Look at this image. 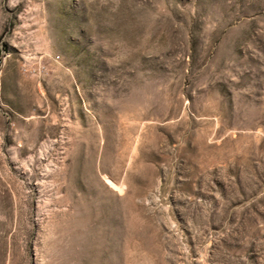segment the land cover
<instances>
[{"label":"rangeland","instance_id":"1","mask_svg":"<svg viewBox=\"0 0 264 264\" xmlns=\"http://www.w3.org/2000/svg\"><path fill=\"white\" fill-rule=\"evenodd\" d=\"M0 264H264V0H0Z\"/></svg>","mask_w":264,"mask_h":264},{"label":"built area","instance_id":"2","mask_svg":"<svg viewBox=\"0 0 264 264\" xmlns=\"http://www.w3.org/2000/svg\"><path fill=\"white\" fill-rule=\"evenodd\" d=\"M31 72H34V70H31Z\"/></svg>","mask_w":264,"mask_h":264}]
</instances>
